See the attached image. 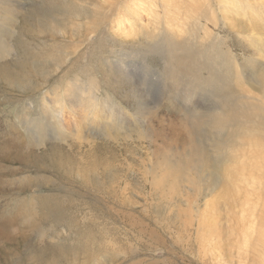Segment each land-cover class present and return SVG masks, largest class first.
<instances>
[{"label":"rangeland","instance_id":"374dc122","mask_svg":"<svg viewBox=\"0 0 264 264\" xmlns=\"http://www.w3.org/2000/svg\"><path fill=\"white\" fill-rule=\"evenodd\" d=\"M232 2L0 0V143L32 154L0 264H264V0Z\"/></svg>","mask_w":264,"mask_h":264},{"label":"bare ground","instance_id":"6f19581e","mask_svg":"<svg viewBox=\"0 0 264 264\" xmlns=\"http://www.w3.org/2000/svg\"><path fill=\"white\" fill-rule=\"evenodd\" d=\"M17 1V0H16ZM258 1V0H257ZM260 2L262 1V0H259ZM93 2V1H92ZM102 2V1H101ZM18 3V2H17ZM97 3V2H96ZM231 3V2H230ZM232 4H235V0H233V2H232ZM87 6V5H86ZM94 10V9H93ZM95 19V18H94ZM97 20V19H96ZM95 23H96V21H95ZM6 38V37H5ZM6 52V51H5ZM5 56V55H4ZM2 73H6L5 71H3ZM12 73V72H11ZM16 75H18V73L16 74ZM258 78V79H257ZM257 78L255 79V82H256V84H257V82H258V80L260 81V84H258L259 86H258V89H256L257 91H259V90H264V72H262L261 73V75H259V76H257ZM254 81V80H253ZM255 84V85H256ZM74 88V87H73ZM69 89V88H68ZM82 90V89H81ZM78 95V94H77ZM88 95V94H87ZM80 96V95H79ZM90 96V95H89ZM48 98H49V96H48ZM51 98V97H50ZM67 100H68V104H69V106L71 107V106H73L74 107V110H75V115L77 116V118H78V116L80 117V118H82L84 115H83V111H82V107L79 105V102H78V100L77 99H75L72 95H71V93H69V94H66V97H65ZM64 99V98H63ZM65 100V99H64ZM53 104H54V102H53ZM82 104V103H81ZM84 105H85V103H84ZM83 105V106H84ZM48 109V108H47ZM69 109V108H68ZM80 109V110H79ZM52 112V111H51ZM50 112V110H49V113H51ZM72 114L74 115V111H73V109H72ZM56 113V112H55ZM51 114H53V113H51ZM52 116V115H51ZM75 119V118H74ZM216 120V116H215V118H214V121ZM213 121V122H214ZM93 123V122H92ZM198 123H200V122H198ZM7 125V124H6ZM199 126H200V124H199ZM63 127H64V125H63ZM73 127V126H72ZM79 127V126H78ZM83 127V126H82ZM89 127H90V125H89ZM70 128V127H69ZM77 128V127H76ZM65 129V128H64ZM72 129V128H71ZM77 132V131H76ZM85 132V131H84ZM2 134V133H1ZM68 134V133H67ZM30 135H31V133H30ZM77 135V134H76ZM32 136V135H31ZM38 136V135H37ZM251 136V135H250ZM43 137V136H42ZM67 138V137H66ZM39 140H41V141H43L44 139L42 138H37V142H36V144L33 142V144H34V147L35 148H39V147H41L42 145H40L39 144ZM69 140V139H68ZM73 140V139H72ZM77 140V139H76ZM249 140L251 141V137H249ZM21 140H20V138H18L17 140H13V142L12 143H10V142H7V141H5V145H3V144H1L0 145V161L1 162H4L5 160H7L9 157H10V155H13L14 153H15V161H18V160H20L22 163L25 161L24 159L26 158V157H28V159H29V156H31L32 154L31 153H29V148H26V152H23V153H16V151L20 148V147H25L24 145H22L21 144V142H20ZM29 141V140H28ZM31 141H33V139L31 140ZM54 142V141H53ZM64 142V141H63ZM83 142V141H82ZM85 142V141H84ZM252 142V141H251ZM254 143V142H253ZM25 144V143H24ZM42 144V143H41ZM82 144V143H81ZM16 149V150H15ZM12 150H14V152L12 151ZM28 152V153H27ZM62 152V151H61ZM257 153V152H256ZM52 154H54L53 156H52V162L53 163H55L54 164V166L55 165H57L58 164V161L60 160L59 159V156H58V154H57V147H55V149H54V152L52 153ZM51 154V155H52ZM198 154L199 153H196L195 155H193L192 156V159L195 161V163L196 164H198V163H200L199 162V160L196 158L197 156H198ZM257 155V154H256ZM55 156V157H54ZM200 156V155H199ZM253 156H255L254 154H253ZM261 157V156H260ZM68 158V157H67ZM263 158H264V153H263ZM36 159V158H35ZM49 159V158H48ZM70 159H71V157H70ZM189 160V159H188ZM32 161V159L30 160V162ZM67 161L68 162H70L69 161V159H67ZM66 161V162H67ZM185 161V160H184ZM203 161V160H202ZM6 162V161H5ZM65 162V163H66ZM186 162V161H185ZM188 162V161H187ZM189 162H191L190 160H189ZM62 164H64L63 162H61ZM72 163V162H71ZM74 163V162H73ZM61 164V165H62ZM92 164H93V162H92ZM179 164H180V162L177 164L178 166H179ZM264 164V163H263ZM60 165V166H61ZM70 165H72V164H70ZM257 165V164H256ZM255 165V166H256ZM261 165V164H260ZM65 166V165H64ZM186 166H190V164L188 163ZM199 166H201V164H198L197 165V167L199 168ZM258 166V165H257ZM58 167H59V165H58ZM63 167V166H62ZM69 167V166H68ZM78 167H79V171H80V173H85L86 172V170H87V168H88V164H87V161L86 160H84L83 158H81L79 161H78ZM261 167V166H260ZM61 168V167H60ZM197 168V170H199ZM263 169V168H262ZM57 170V169H56ZM61 170V169H60ZM14 188H16V187H12V189H14ZM0 194H2V193H0ZM44 198V197H43ZM40 200V199H39ZM39 202V201H38ZM42 203V202H41ZM46 204V203H45ZM5 222H7V221H5ZM5 226L6 225H4V224H1L0 223V239H3L4 237H6L7 238V240H11L12 241V238H13V235H12V233L11 232H9V230H7V231H5ZM13 226V225H12ZM14 231V235H16V230L14 229L13 230ZM19 232L21 233V231H18V234H19ZM16 238V237H15ZM19 240V239H18ZM21 241V240H20ZM50 250H52V249H50ZM49 250V251H50ZM39 252H41V251H39ZM23 254V253H22ZM50 254V253H49ZM48 254V255H49ZM36 257V256H35ZM35 260V259H34Z\"/></svg>","mask_w":264,"mask_h":264}]
</instances>
